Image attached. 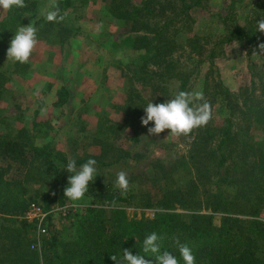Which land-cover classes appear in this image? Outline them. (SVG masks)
I'll list each match as a JSON object with an SVG mask.
<instances>
[{"label":"rangeland","instance_id":"1","mask_svg":"<svg viewBox=\"0 0 264 264\" xmlns=\"http://www.w3.org/2000/svg\"><path fill=\"white\" fill-rule=\"evenodd\" d=\"M141 1L127 0L136 5ZM56 2L60 14L64 15L63 20L48 22L44 17L50 10V0H36L33 2L35 11L27 14L21 24L34 21L37 28V43L27 63L14 62L6 55L18 27L13 30L11 27L10 31L8 28L6 34L0 37V68L8 75L6 91L0 98V136L20 139L29 145L48 144L67 160L83 159V163L88 159L97 161L95 167L98 175L89 182L84 198L79 201L66 198L59 203L57 200L60 196L55 194L57 199L48 207L52 212L46 226H43L45 231L38 236L39 245H25L26 250L42 261L49 255L42 249L43 240L50 233L67 243L70 252L77 253L75 220L81 210L95 209L103 227L109 225L114 209H121L126 221L148 220L157 209L138 206L139 198L154 200L163 190L175 187L185 190L189 180L195 178V170L187 156L190 137L173 136L168 129L158 135L149 134L148 128L154 126L153 122L150 121L147 126L140 122L139 116L144 115L143 107L149 101L162 103L169 99L176 91L177 81L152 79V82L159 81L158 84L163 86L153 90L150 85H139L132 79V70L143 65L142 51L133 47V38L143 32L138 30L139 24L125 17L117 18V0ZM156 2L162 4L165 0ZM111 7H115L114 12ZM228 13L238 26L257 30V20L264 18V0H200L198 6L192 7L176 26L178 30L175 33L171 34L172 29H169V35L176 45L173 58L177 63L176 69H188L192 73L187 91L202 92L206 101L210 97V87L218 79L229 90L230 99L236 106L234 125L245 128L247 136L249 134L257 141L262 132L247 118L252 104L261 99L259 83L264 80V50L258 46L264 43V32L259 31L261 36L257 47L251 51L246 49L243 41L237 39L218 43L232 28L231 20L224 19ZM165 14L170 16L167 10ZM164 23L165 19L155 18L151 20L149 28ZM99 26L102 28L97 33ZM147 37H150V33H147ZM211 48L215 55L210 59L207 53ZM194 61L197 63L194 64ZM146 66L153 68L149 63ZM132 84L135 91L129 90ZM129 106L139 111L137 115L130 113L132 123L126 118ZM216 106L215 103L211 105V119L207 125L212 120L221 122L226 114L223 107L215 111ZM62 166L59 165L58 170L67 183L71 173L67 172L65 165ZM222 169L201 178V185L200 181L196 182L199 192L204 187L216 192L222 199L232 197L227 213H211L203 202H197L195 207L190 208L178 205L175 210L184 218L190 214L211 213L215 228L221 225V218L227 216L229 220L225 228L230 226L227 236L234 232L238 241L247 232L254 238V254L264 261V238L260 239L264 234V200L259 203L253 201L258 211L251 214V202L245 199L248 190L242 188L235 191L240 184L243 187L247 179L230 176L229 185L222 184L217 182V178L224 174ZM118 170L128 173L129 190L126 194L115 186ZM107 186L113 191L108 196L103 191ZM28 187L30 193L44 189L32 184ZM59 206H69L73 210L67 217L61 216L54 210ZM233 219L244 221L235 222ZM250 220L261 222L257 236L251 230L247 231ZM3 225L0 219V227ZM32 226L26 233L28 240L36 231V224ZM81 230L80 238L87 245L86 235L91 236L94 230L87 226ZM176 238L187 243L193 252L209 243V238L191 239L183 233L167 235L163 241H158L161 251L174 254L181 262ZM7 240H11V236L7 235L6 241L2 242ZM204 253L195 257V264H210ZM8 258L7 253L1 252L0 264H19Z\"/></svg>","mask_w":264,"mask_h":264},{"label":"trees","instance_id":"2","mask_svg":"<svg viewBox=\"0 0 264 264\" xmlns=\"http://www.w3.org/2000/svg\"><path fill=\"white\" fill-rule=\"evenodd\" d=\"M35 1L25 0L26 7L22 8L13 7L10 10L0 8V37L6 34L8 28L10 31L11 27L13 30L21 26L27 14L35 11V3H33ZM117 1L118 8L115 10L117 18L121 16L132 20L139 24L138 30L143 31L133 38V47L142 51L143 65L141 63V67L132 70V79L139 85H150L153 90L163 88L158 84L159 81L174 79L177 81L175 93L181 90L187 91L192 73L188 69H176L177 63L173 58L176 45L169 35V29H172L171 34L175 33L178 30L176 26L187 16V12L192 7L198 6L200 0H165L162 4H157L156 0H142L138 5L127 0ZM111 8L114 12L115 7ZM166 10L169 11L170 16L165 14ZM230 15L228 13L224 19L231 20L232 28L228 29L218 43H228L237 39L244 42L248 51L256 48L258 38L261 36L259 30L238 26ZM155 18L165 19V23L159 26L155 24L154 28H149L151 20ZM147 33H150V37H147ZM214 55L215 51L211 48L207 57L211 59ZM148 63L153 66L152 69L147 68ZM152 79L159 81L154 83ZM7 80L8 75L0 68V98L6 91ZM259 84L261 99L258 103L252 104V110L247 118L250 124L254 123L262 132L259 140H253L249 134L247 136V130L242 126L234 125L236 106L230 99L229 90L217 79L210 87L211 92L207 102L210 106L217 104L215 111L223 107L226 114L221 122L212 120L209 125L194 128L188 135L190 142L187 156L195 170L193 182L189 180L185 190L178 187L165 189L154 200H149L148 197L139 198L138 206L157 209L151 219L144 221H126L122 210L114 209L109 225L103 227L104 224L98 220L99 214L95 209L81 210L75 220L78 232L74 239L78 245L77 253L70 252L67 243L59 241L55 234L50 233L43 240L42 249V252L47 251L50 256L48 255L43 261L25 249V245L33 242L31 238L30 240L26 238L27 231L33 226L21 216L30 203H38L43 208H48L57 199L55 194L60 196L57 201L63 203L67 198L63 196V190L68 182L66 183L63 175L59 173L58 167L66 166L68 160L60 151L54 150L48 144L29 145L20 139L0 136V219L4 223L0 227V253H7L8 259L19 264H42V262L43 264H116L109 256L116 255L119 259L123 249H129L133 255L140 254L150 261V264H157L156 254L143 252L145 236L156 232L161 237L159 241H163L167 235L183 233L191 239L209 238V243L193 254L198 258L199 254L205 251L204 255L210 260V264H264V261L254 254V238H251L247 232L243 239L239 237L238 241L234 232L227 236L228 231L230 232V226L225 228V223L229 220L227 216L221 218V225L218 228L212 224L211 213L218 211L227 213L232 197L222 199L219 194L204 187L199 192L196 182L200 181L201 185L203 180L201 178L207 177L219 168H223L224 174L217 178V182L222 184L229 185L230 176H242L247 182L243 187L242 184L237 186L235 191L246 188L248 193L245 192L247 194L245 199L251 202L250 213L254 214L258 211L253 201L259 203L260 200H264V80ZM135 89L133 84L129 86V90L135 91ZM215 94L218 95L217 98L214 97ZM137 98H140L139 95ZM128 110L129 114L126 118L132 123L130 113L134 112L137 115L139 111L132 106H129ZM75 161L79 165L84 160ZM27 184L41 186L44 189L33 190L30 193ZM103 191L107 196L113 193L110 186ZM184 194L187 197L184 198ZM197 202L207 204L211 213L190 214L184 218L175 210L178 205L195 207ZM86 220L87 224H85ZM248 224L247 231L251 230L257 236L261 222L250 220ZM84 226L94 230L91 236L86 235L87 245L81 240L79 233ZM7 235L11 236V240H7L8 243L5 242ZM262 238L264 234L261 235L260 239ZM3 240L5 241L2 242ZM180 264L184 262L180 261Z\"/></svg>","mask_w":264,"mask_h":264},{"label":"clouds","instance_id":"3","mask_svg":"<svg viewBox=\"0 0 264 264\" xmlns=\"http://www.w3.org/2000/svg\"><path fill=\"white\" fill-rule=\"evenodd\" d=\"M13 7H26L25 0H0V8L10 10ZM49 9L45 13V19L48 22H58L64 19V15L60 14L59 6L56 0H50ZM102 26L97 28V33ZM257 30L264 32V18L257 20ZM37 43V28L34 21L27 25H21L15 31L10 40V46L7 48V58L27 63L32 51ZM260 50H264V43L258 46ZM165 102L153 103L149 101L144 107V115L140 118L142 125L147 126L149 122H153L154 126L148 128L149 134H160L165 129L176 137L188 136L194 128L207 125L211 119V106L205 100L204 95L200 91H178L169 96ZM97 161L88 159L77 167L76 161L69 158L66 163L68 176L67 186L64 188V197L70 201H79L84 198L88 191L89 182H92L98 175L95 167ZM64 166V165H63ZM62 166V167H63ZM115 186L122 193L126 194L129 190L128 173L124 170H118L115 174ZM161 239L156 232H152L145 236L143 240V252L156 254L157 264H180L177 257L168 252L161 251L158 241ZM178 252L184 264H195V256L192 249L187 243H182L178 238L175 240ZM116 264H150L140 254L133 255L129 249H123L122 256L118 259L116 255L109 256Z\"/></svg>","mask_w":264,"mask_h":264},{"label":"built area","instance_id":"4","mask_svg":"<svg viewBox=\"0 0 264 264\" xmlns=\"http://www.w3.org/2000/svg\"><path fill=\"white\" fill-rule=\"evenodd\" d=\"M54 210H56L61 216L67 217V215L73 209L69 206H59ZM51 212V208H43L42 206L38 205V203H30L27 209L22 214L21 218L24 219L27 223L36 224V226L34 227L36 231H34V235L31 238V240H33V242L30 243L31 247L39 245V233L45 231L44 227L47 224V218L49 217Z\"/></svg>","mask_w":264,"mask_h":264}]
</instances>
